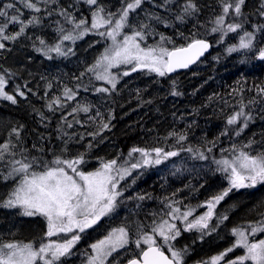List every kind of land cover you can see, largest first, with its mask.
<instances>
[{
  "label": "trees",
  "instance_id": "trees-1",
  "mask_svg": "<svg viewBox=\"0 0 264 264\" xmlns=\"http://www.w3.org/2000/svg\"><path fill=\"white\" fill-rule=\"evenodd\" d=\"M187 2L171 0V3L159 7L164 0H144L142 7L130 14V24L137 28L141 22L152 26L155 34L147 36L143 46L156 45L160 42V34H163L172 41L164 44L169 49L186 46L191 39L198 38L211 44L210 52L192 68L173 75L160 77L143 70L122 75L116 89L107 93L95 91L101 84L91 72L86 71L100 56L107 40L86 34L72 42V52L67 56H59L55 52L45 55L36 50L41 47L46 50V46L54 45L59 38L55 21L63 23V20L56 15V9L68 8L77 14L83 12V19L90 20L89 11L93 9L83 0H57L56 4H42V9L47 7L53 15L43 19L39 26H29L26 34L16 41H2L5 48L0 49V75L8 79L5 90L17 100L12 104L0 98V143L11 140L17 145L14 149L17 153L24 148L26 155L48 161L55 156L71 159L84 153L85 163L79 167L86 172L96 170L101 160L118 159L122 164L133 147L149 151L161 147L165 151L179 153L171 157L177 160L174 165L176 171L172 172L162 164L141 172L134 178L135 183L132 180L125 187L122 202L118 203L120 208L115 211L118 218L112 225L129 228L135 238L139 225L150 232L153 221L168 217V204L179 207L182 212L188 208L195 209L189 220L200 211L205 212V207L199 205L229 186L225 173L218 170L215 161L230 158L233 145L239 149L252 141L251 148L245 151L253 155L264 151V95L258 91L264 88V60L258 58L259 50L264 48V28L260 27L264 25V15H261L264 0H245L242 6L243 27L235 33H227L231 36L229 38L223 35V39L221 32L211 31L215 17L222 11L221 0H191L198 11L185 15L181 22L176 17L183 15ZM6 3H16L25 21L34 14L16 0H0V7ZM98 4L113 11L122 7L121 0H98ZM69 5L73 7L69 8ZM8 11L10 15L16 14L12 9ZM146 13L159 15L163 22L146 19ZM38 15L46 17L47 12L42 11ZM227 22L235 21L229 17ZM0 23H3V18H0ZM64 27L72 29L69 24H64ZM18 28L19 25H9L7 32L14 34ZM127 29L132 31V28ZM245 31L254 33L253 48L229 53L228 48H238L240 36ZM37 37L44 39L46 46L40 45ZM63 50L67 51L66 48ZM84 85L88 91L84 90ZM17 86L24 91V97L16 95ZM65 87L78 92L75 100H65ZM173 91L180 95H172ZM56 97H60L65 106L55 112L49 111L46 105ZM78 103L90 105V112L87 115L77 113L75 119L83 123H74L69 129L62 123V116H67ZM242 107L251 119L237 136L236 131L243 125V118L231 126L227 120ZM97 111L101 113L99 117L95 115ZM89 116L95 119L90 120ZM67 119L73 122L72 116H67ZM101 122L108 123L109 128L95 137L88 135L99 131ZM58 127L75 134L72 139L64 137L69 141L67 145L58 138ZM13 128L19 129V139L12 134ZM225 132L227 134L222 135ZM169 133L177 135L169 136ZM81 135L83 140L79 139ZM179 135H184L185 140L177 142ZM65 148L67 150L63 151ZM201 153L205 159L199 158ZM16 158H20L19 155ZM8 171L7 162H0V203L8 198L18 182V178H4ZM140 196L144 199H139ZM263 212L264 184L253 189H233L215 209L210 222L212 225L217 223L218 217L228 216L216 231L201 239L199 231H184L185 224L178 222L181 235L170 243L177 250L187 249L183 264L210 261L212 256L231 246L230 229L246 228ZM110 227L113 226L105 229ZM46 230L43 217L23 216L19 208L0 207V243L32 242L38 246ZM103 235V231L97 235L89 233V237L77 243L72 255L61 258L62 264H82L84 257L80 252H85L83 246H89ZM157 241L163 244L159 237ZM162 250L169 255L166 245ZM139 252L123 256L116 264H124Z\"/></svg>",
  "mask_w": 264,
  "mask_h": 264
},
{
  "label": "snow or ice",
  "instance_id": "snow-or-ice-1",
  "mask_svg": "<svg viewBox=\"0 0 264 264\" xmlns=\"http://www.w3.org/2000/svg\"><path fill=\"white\" fill-rule=\"evenodd\" d=\"M16 2L34 14L25 21L22 19L23 12L16 7V3H6L0 7V18H3V23H0V49L5 48L2 41H16L26 34V29L29 26H39L43 23V19L51 17L53 11L47 10V7L42 9L41 5L56 4L57 0H16ZM83 2L90 9H93L91 23L89 24L86 19L77 21L68 8H58L55 10L56 15L63 20V23L61 20L55 21L57 25L55 31L59 37L58 42L46 46L45 40L37 37L39 44L46 46V50L45 47L36 50L45 55L55 52L59 56H67L68 53L72 52V49L68 48L67 51H64V41L75 42L93 31L102 39L110 40L111 43L100 54L95 64L86 69L87 72L94 73L96 80L104 81L111 86V89L108 87L96 88L95 91L98 93H107L116 89L118 75L112 74L110 70L113 68L121 65L130 66L128 70L123 71V76L147 69L148 72L163 77L177 69L188 68L203 56L210 47L206 40L194 38L186 46L169 49L164 44L172 43V41L163 34H160V42L156 45L142 46V42L146 41L147 36L155 34L154 30L149 23L144 22H141L138 28L133 26L130 24L129 17L131 13L142 7L144 0H121L122 7L117 12H106L105 8L98 4V0H83ZM169 3L171 0H164V4L159 5V7H164ZM244 3L245 0H221L222 11L220 15L215 17L211 31L213 33L221 32V39H223V35L235 33L241 29L244 22L242 13ZM93 6L95 7L93 8ZM72 7L73 5H69V8ZM9 9L14 10L16 14L10 15ZM261 9V15H264V3L261 4ZM42 11L47 12L46 17L38 15ZM196 11H198L196 5L188 0L183 7V15L177 16L176 19L183 22L185 15H191ZM229 17L235 22L228 23L227 18ZM146 19L154 20L157 23L163 22L159 15L153 13H146ZM13 24L19 25L18 31L9 34L7 29L9 25ZM64 24L72 25V29H66ZM165 26L168 25L165 23ZM260 27L264 28V25ZM126 28H132L131 34L123 31ZM100 29H104V31H100ZM253 41L254 33L245 31L240 36L238 48L233 46L227 51L232 53L238 49H252ZM258 58L264 60V48L259 50ZM83 75L84 73H81V76ZM7 84L8 79L4 75H0V98L16 104V97L5 90ZM48 87L50 88L51 84ZM82 87L88 91L86 85ZM258 91L264 95V88H259ZM15 92L20 97L25 96L24 91H21L19 86ZM77 95V91L68 87L64 88L63 97L66 101L75 100ZM172 95H180V93L173 91ZM46 106L49 111L55 112L65 105L60 97H56L49 101ZM90 107V105L78 103L67 114V116L73 117V122H69L67 116H62V123L69 129L73 128L74 123L82 124L81 120L75 119V115L81 112L87 115L90 112ZM95 115L99 117L101 113L97 111ZM41 118H44L43 114H41ZM88 118L90 120L95 119L92 116ZM240 118H243L244 123L236 131L237 136L247 127V122L251 119L250 115L246 114L242 107L240 111L227 120V124L231 126L236 125ZM21 127L23 126L21 125ZM108 128V123L101 122L99 131L88 133V135L95 137ZM57 131L60 133L58 138L62 139L65 145L69 141L64 140V137L67 136L72 139L75 135L62 131L60 127ZM12 134H15L19 139V129L13 128ZM226 134V132L222 133V135ZM175 135L177 134L169 133V136ZM79 139L83 140L84 136L81 135ZM184 140L185 136L179 135L177 142ZM252 143L249 141L248 144L239 149L233 145L230 158H221L215 161L219 166L218 170L225 173L229 186L220 194L199 205V207L207 209L203 215L189 220L195 209L188 208L182 212L179 207H175L173 204L167 205L170 210L166 215L171 217L173 221L179 220L184 223V231H199L201 239L216 231V228L224 220H227L228 216L218 217L217 223L212 225L210 222L215 215V209L233 189L255 188L257 184H264V151L253 155L244 150L251 148ZM16 147L17 145L13 144L11 140L0 143V162L6 161L9 168L4 178H18L16 187L9 193L8 198L0 203V207L19 208L23 216H41L46 221L47 230L38 246L32 242L0 243V264H62V257L73 254L72 249L80 241V234L87 229L98 226L102 218L109 216L115 210L119 198L123 195L120 182L131 177L132 170L151 164L158 165L162 161L179 154L177 151H165L161 147L153 148L150 151L133 147L128 154L129 157L131 158L134 153H139L142 163L136 162L129 165L128 160H125L123 164H120L118 159L101 160L99 168L95 171L86 172L79 167L85 163L84 153L71 159L55 156L51 161H48L42 157L26 155L27 150L24 148H21L17 153L14 151ZM66 150L65 148L63 151ZM152 153L155 154L154 158ZM17 155L20 158H16ZM199 158L205 159L202 153ZM133 183H135V179H133ZM139 199H144V197L140 196ZM261 215L264 217V213ZM231 233L235 237L232 246L212 256L210 261H203L201 264H220L221 261H224L225 264H247V262L264 264V239L249 240L250 236L255 237L257 233H264V219L256 221L254 224L250 223L247 229L234 227ZM61 234L65 235L59 238ZM180 235L181 229L177 227L176 223H172L168 219H161L159 222L153 221L150 232L145 231L143 225H139L134 243L140 252L138 256L128 259L127 264H183V257L187 249L177 250L170 243ZM53 237H58V239L54 240ZM156 237H159L163 244L158 243ZM130 242L132 241L129 228L121 226L111 229L106 236L90 245L92 253L88 257L87 264H112L109 258L113 257L114 253L118 254L119 250L125 249ZM165 245L170 256L162 250ZM236 248H243L244 254L235 259L226 260L228 254Z\"/></svg>",
  "mask_w": 264,
  "mask_h": 264
},
{
  "label": "rangeland",
  "instance_id": "rangeland-1",
  "mask_svg": "<svg viewBox=\"0 0 264 264\" xmlns=\"http://www.w3.org/2000/svg\"><path fill=\"white\" fill-rule=\"evenodd\" d=\"M102 6V5H101ZM95 7V6H94ZM104 7V6H103ZM105 8V7H104ZM116 10H118V9H116ZM105 11L106 12H117V11H113L112 9H110L109 7H107V8H105ZM90 13H91V15H90V20L88 21L89 22V24L91 23V17H92V12H91V10L89 11ZM75 17H76V19H77V21L78 20H80V19H83L84 17H85V14L83 13V12H80V13H76V12H73L72 13ZM100 31H104V29H100ZM123 31H125V32H127L128 34H131V31H129L127 28L126 29H124ZM88 35H91L92 37H94V38H101L98 34H96L95 33V31H93V32H91V33H88ZM228 38L229 37H231L230 35H226ZM122 38V37H121ZM59 39V38H58ZM78 40V39H77ZM58 42V40L56 41V43ZM72 42L73 41H64L63 42V49L64 48H66V50L68 49V48H70L71 46H72ZM111 43V41L110 40H107L106 41V43H105V46H104V48H103V50H102V52L101 53H103L104 52V50H105V48L106 47H108L109 46V44ZM143 46V45H142ZM96 62V61H95ZM95 64V63H94ZM130 66H125V65H121V66H119V67H117V68H113V69H111L110 71L112 72V74H114V75H118V79L120 78V76H122V73H123V71H125V70H128V68H129ZM143 71H146V72H148V70L147 69H143ZM92 74H93V76L95 77V75H94V73L93 72H91ZM148 73H150V72H148ZM152 74H155V73H152ZM98 82L101 84V86H99V87H108L109 89H111V86L110 85H108V84H106L104 81H100V80H98ZM152 157L154 158L155 157V154L154 153H152ZM127 160L129 161V165L131 164V163H136V162H140V163H142V158H141V156H140V154L139 153H134L133 154V156L130 158V157H128L127 158ZM177 160H174L173 158H169V159H167V160H164V161H162V163H160V164H151V165H148V166H143V167H141V168H138V169H135V170H132V175H131V177H128V178H126L124 181H121L120 182V186H121V188H122V191L124 192V189H125V187L128 185V183L129 182H132V180L134 179V178H137V176H139L140 174H141V172H144L145 170H147V169H150V168H157V167H159V166H161L162 164H164L165 166H167V168L171 171L172 170V172L173 171H176V167L174 166L175 165V162H176ZM124 163V162H123ZM122 163V164H123ZM100 167V165L98 166V168ZM93 171H95V170H93ZM88 172H90V171H88ZM222 172V171H221ZM228 181V180H227ZM17 185V184H16ZM16 185H14L13 186V188H12V190L10 191V192H12L13 191V189L16 187ZM260 185H262V184H257V186L256 187H258V186H260ZM255 187V188H256ZM244 189H253V188H244ZM119 202H122V197H120L119 198ZM118 202V203H119ZM120 207L118 206V204H117V207L115 208V210L109 215V216H107V217H104V218H102V221L99 223V225L98 226H94L92 229H87L84 233H81L80 235H81V239H84L85 237H89V233L90 234H92V235H97V233H99V232H101V231H103L104 232V235L103 236H101L99 239H102L104 236H106L107 234H108V232L109 231H111V229H113V228H117V226L116 225H112V223L115 221V218L117 217V214L115 213V211L117 210V209H119ZM206 209V208H205ZM206 211H207V209H206ZM205 211V212H206ZM117 212V211H116ZM203 213L204 212H202V211H200V213L199 214H197L196 215V217H198V216H200V215H203ZM264 213V212H263ZM262 214V213H261ZM261 214H259L258 215V218H257V221H259V220H261V219H264V217H262V215ZM118 218V217H117ZM164 219H168L170 222H172V223H178V222H180L179 220H175V221H173V220H171V217H167V218H164ZM256 222V221H255ZM255 222H250V223H252V224H254ZM250 223H248L246 226H248ZM108 226H113L112 228L110 227L109 229H105L106 227H108ZM102 228L104 229V230H102ZM245 229H247V227L245 228ZM231 230L232 229H230V231H229V233H230V235H231V246H232V244L234 243V241H235V237L232 235V233H231ZM65 234H61V237H59V238H62L63 236H64ZM70 235V234H69ZM135 235L137 236V232H135ZM137 238V237H136ZM135 237H133V236H131V241L132 242H130V244L128 245V246H126V248L125 249H121V250H119V253L117 254V253H114L113 254V257H115V259H113V257H110L109 259H110V261H112V263L113 264H116L123 256H125V255H127V254H129V253H133V252H138L140 249H137L136 248V245H135V243H134V241H135V239H136ZM158 237H156V239H157ZM52 239H58V237H53ZM80 239V240H81ZM99 239H97V240H99ZM253 239H255V240H259V239H264V233H257L256 235H255V237H252V236H250L249 237V240L251 241V240H253ZM96 240V241H97ZM95 241V242H96ZM95 242H93V243H95ZM92 243V244H93ZM77 245V244H76ZM76 245L74 246V248L76 247ZM91 245V244H90ZM90 245L89 246H83L84 248H82V250H85V252L83 251V253L82 252H80V254L84 257V259H83V263L82 264H87V262H88V257H89V255H91V253H92V250H91V248H90ZM230 246V247H231ZM82 247V246H81ZM87 247V248H86ZM74 248L72 249V252L74 251ZM224 251V250H223ZM244 249L243 248H236L233 252H231V253H229L228 254V256L225 258L226 260H231V259H235L236 257H238V256H241V255H243L244 254ZM169 256H170V253H169ZM185 255H184V257H183V261L185 260ZM247 263H251V262H247ZM220 264H225V262L224 261H221L220 262Z\"/></svg>",
  "mask_w": 264,
  "mask_h": 264
},
{
  "label": "water",
  "instance_id": "water-1",
  "mask_svg": "<svg viewBox=\"0 0 264 264\" xmlns=\"http://www.w3.org/2000/svg\"><path fill=\"white\" fill-rule=\"evenodd\" d=\"M209 43V42H208ZM210 47L208 48V50L204 53L203 56H201L195 63L191 64L188 68L186 69H177L176 71L172 72V73H168L167 75H173L176 73H180V72H184L187 71L188 69L192 68L195 64H197L200 60H202L209 52L211 49V44L209 43ZM166 254V253H165ZM167 255V254H166ZM124 264H127V262H125ZM190 264H201V262H195V263H190Z\"/></svg>",
  "mask_w": 264,
  "mask_h": 264
}]
</instances>
